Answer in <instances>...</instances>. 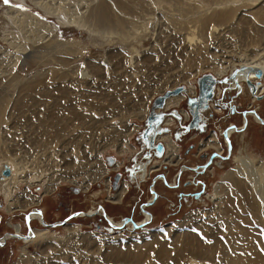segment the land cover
Instances as JSON below:
<instances>
[{"label": "rangeland", "instance_id": "obj_1", "mask_svg": "<svg viewBox=\"0 0 264 264\" xmlns=\"http://www.w3.org/2000/svg\"><path fill=\"white\" fill-rule=\"evenodd\" d=\"M177 2L203 4L195 16L187 15V20L223 7L218 4H233L238 7L232 21L236 27L225 28L214 37L187 49L181 38L184 31L182 33L178 31L181 25L177 21L181 19L177 13H173L176 22L163 27L165 34L160 33V40L156 46L152 35L138 46V51L142 53L141 58L152 55V60L146 63L139 62L136 67L129 68L125 66L124 60L117 58L106 66L101 64V57L106 52L115 50L128 56L131 46L100 47L93 44L87 32L75 27H62L57 19L47 17L34 7L31 0H10L7 5L0 0V111H2L0 157L10 154L26 160L28 173L38 177L28 187L20 185L13 196L20 201L27 189L41 200L43 186L48 183L46 176L70 174L67 176L69 180L58 182L59 185L52 197H43V202L34 205L35 207L15 208L9 212L6 198L0 190V240L3 237H11L0 246V264H17L21 255L25 259L19 264H134L131 261H122L117 256L131 255L147 243L153 246V250L146 256L144 264H186L179 260L173 245L177 241L183 242L188 235L195 237L202 244H213L218 240L222 246L221 252L225 248L230 249L228 238L231 228L226 226L225 218L228 219L227 222L237 224L243 231V234L235 231V237L238 236L235 242L237 241L240 246L246 244L248 247L249 244L253 251L264 253V219L261 220L259 216L244 211L238 205V199L236 201V194L231 192V187L224 181V177L239 166L234 158L239 156L240 151H243L242 155L250 156L254 160L257 170H264V125L254 123V119L249 118L248 128L243 136L245 143H242L238 136L231 138V152L228 155L225 152L228 147L221 135L222 130L225 131L223 128L226 124L242 127L244 117L239 114L231 116L223 109L221 103L219 105L214 103L218 107L217 111L209 104L208 110L202 114V121L205 124L203 129L186 133L182 132L181 128L174 131L175 124L170 128L171 131L167 135L171 136L177 148L175 156L171 158L173 164L166 162V150L161 158L151 156V160H143L142 155L146 149L141 133L146 128V119L157 96L178 86L185 89L197 86L196 81L202 75L214 74L218 78L213 70L216 66L230 67L232 64H238L245 53H255L264 49V46L254 45L259 42L257 40L259 38L256 39L257 32L264 30V21L251 12L255 7L264 14V0L235 2L177 0ZM253 3L255 6H252ZM12 8L33 13L50 24L60 44H65L64 47L69 45L66 47L67 50L72 46V50L65 52L64 49L62 52L57 50L56 44L54 47L53 43L48 44L51 41V36H48L39 43L40 47L29 45L28 52L23 54L16 51L10 46L6 33L19 35L15 29L9 28L12 26L8 23L10 21L7 18V11ZM158 15L165 16L163 12H158ZM153 28L155 30L156 25ZM75 41L79 43H72ZM259 43L264 45V41ZM36 48H40L37 53ZM155 48L157 50H154ZM12 54L21 56L16 65L11 64ZM57 59L65 63L57 62ZM231 59L235 62L232 63ZM86 61L89 64L99 63V67H104L98 78L84 80L76 74L78 68L85 65ZM35 78L40 80V84L34 86L31 92L23 91V84ZM246 95L236 99V104L241 105L238 108L257 111L264 117V99L253 101V96L249 93ZM182 96L180 105L174 109L187 112L188 100L199 95L194 96L188 92ZM144 106L145 118L139 114ZM173 107L175 105L171 106ZM219 108L221 112H218ZM47 117H51L52 120L47 122ZM54 118L56 120L58 118L57 122L61 123V128L55 124ZM51 121L52 128L49 127L52 125ZM66 125L68 126L65 127ZM61 129L68 131V135L61 136L63 135L59 133ZM127 130L135 132L126 137ZM213 132L218 134L221 147L225 146L222 158L218 156L213 158L206 172H196L192 169L200 168L205 161L210 160L211 158H208L210 153L219 154L215 149H200ZM160 137L159 140L165 141ZM246 144L249 150L245 148ZM153 153L150 151L151 155ZM109 157L113 159V163H109ZM141 161L146 163L144 173L154 167L153 171H150V177L148 175L136 177L141 169L137 167H141L143 163L135 165V162L137 164ZM132 165H135L132 176L134 179L128 178L125 173L126 168ZM102 168H106L105 173L96 178L94 171L97 170L99 173ZM184 169L186 171H183ZM5 175L11 176V172L7 171ZM160 176H165L166 181L160 180ZM107 181L111 184L110 191L107 190ZM124 183L127 186V193L120 204H114L110 198H115L116 195L111 196L116 194L120 185H125ZM216 185H223V190L225 188L228 192L226 194H230L234 199L230 216L225 218H220L219 214L213 212L216 205L209 199ZM153 196H157L155 202L143 209L151 215V221L136 229L130 224L114 230L107 225L102 216L81 215L66 221L63 226H48L59 224L72 213H91L98 205L116 222L129 218L135 224H139L145 218L142 208ZM32 209L42 211L47 226H44L41 220L30 222V226L33 230H47L48 238L32 237V242L24 243L23 239L12 237L11 234H16L14 225L21 228V235L29 233L24 216L30 215ZM66 226L75 228L76 231L71 235ZM244 230L248 235H245L246 237ZM82 235L91 236L95 241L87 244L82 241ZM69 236L70 239L61 244L60 241ZM160 243L169 248L170 254L166 261L157 256ZM222 259V253H218V256L209 263L221 264Z\"/></svg>", "mask_w": 264, "mask_h": 264}, {"label": "bare ground", "instance_id": "obj_2", "mask_svg": "<svg viewBox=\"0 0 264 264\" xmlns=\"http://www.w3.org/2000/svg\"><path fill=\"white\" fill-rule=\"evenodd\" d=\"M235 1L237 0H231V2H235ZM31 2L34 5V7L42 11L43 14L46 15L47 17L57 19L62 27H69V28L75 27L78 28V30L87 32L90 40L94 42L93 44H98L100 45V47H107V45L131 46V52L129 53L128 56H125L122 52H117L118 50H115L111 52H106L101 57L102 58L101 64H105L106 66H108L111 63V60L117 58L118 60H124L125 66L126 65L129 66V68L136 67L137 66L136 64H138L139 62L146 63L152 60L151 58L152 55H146L143 56V58H141L142 53L138 51V46L141 45L144 42V40L150 37L151 35L154 38V44L156 46L157 42H159L160 40V36H159L160 33L161 35L164 33L163 27H167L168 23L176 22L174 20L173 13H177L181 19V21H177L180 23L179 25H181L178 31L181 33L182 31H184V34L181 36V38L183 39V42L186 44L188 49L190 46L208 40V38L210 37H214L215 35L219 34L221 31H223L225 28L232 29L234 28V26L236 27L235 23H232V21L234 19V15L238 11V7L236 8L233 4H218L223 7L217 8L214 11L211 10L212 12L209 11L208 13H205L202 16L193 17L194 19L192 20H187L188 19L187 15L195 16L197 14V11L203 7L202 3L198 2L195 3L194 5H190L188 3L180 4L179 2H177V0H31ZM254 4L255 3H253L252 6H255ZM251 10L253 15L264 21V14L260 13V9H256L254 7ZM158 12L159 13L163 12L165 18L162 15H158ZM7 14H8L7 18L10 21L8 23H11L10 25L12 26V27L9 26L8 27L11 29H15L19 33V35H17L16 33L6 32L8 33V38H9L8 42L10 46H12L16 51L21 52V54L28 52L29 45L37 46L39 45L40 42L45 40V37L48 36H51V41L48 44L50 45L53 43L52 44L53 47L56 44L55 48L57 50L61 52L63 51V49L64 52L72 50L71 49L72 46L69 47L67 50L66 47H68L69 45L64 47L65 44L63 43L60 44L61 42L58 40L55 30L50 26V24L43 21L37 15H34L33 13L30 12H21L18 9H14V8L8 10ZM237 22L239 21L237 20ZM154 25H156L155 30L153 28ZM257 35L258 36L256 37V39L259 38L257 40L262 43V41H264V30L258 31ZM14 41H16V43ZM259 42H257L254 45L264 46L261 45ZM72 43L78 44L79 42L76 43L75 41ZM72 43H70V45H72ZM39 49L40 48L38 49L36 48L35 52L37 53ZM154 50L157 49L155 48ZM10 57H12L11 64L14 65H16L21 59V56L17 54H12V56ZM241 57L242 58L238 62V64L237 63L232 64V66L230 67L229 66L221 67L219 65L216 66V69H213L214 73L218 76L219 79L221 77L230 74V72H232L234 69H237L238 67L239 68L243 67V70L239 71V73L236 75L235 80L229 81L226 85L227 86L236 85L237 87L241 88V87H245L246 80H249L252 83L251 86L252 89H254L256 93V95L253 96L254 97L253 99H256V97L264 95V49L260 51H256L255 53L247 52L245 53L244 56ZM143 59L145 61H143ZM56 61L60 63H65V61L61 59H57ZM234 62L235 61H233L232 63ZM99 65H100L99 63L97 65L93 63L89 64L88 61H86L85 65L78 68L76 74L81 76V78L84 80H91V78L94 77L98 78L99 73L101 74V69L102 70L104 69V67L101 68L99 67ZM256 68L261 70L262 72L261 77H256L253 71ZM39 81L40 80H38V78H35V80L33 79L28 80L27 82H25V84H23L22 90L25 92L30 91L32 88H34V86L40 84ZM213 87L214 88L216 87V83L213 85ZM192 90H193V94H195L196 92L194 90V87H189L188 89L186 88L181 93L167 98L164 102L163 110L170 109L171 106L173 105H175V107H178L180 105L179 102L182 101L183 99L182 94L183 93L186 94ZM179 95L182 97H180ZM197 98L198 97H196L195 99ZM206 103L208 107L209 104L210 105L212 104L211 105L212 107L214 106L215 108H218L214 105V102L212 100H209ZM20 106H22V104ZM145 109L146 106H144L139 112V114L143 118H145L146 116ZM198 111H199V116H201L200 119L203 120L201 112L204 110L199 107ZM183 112L185 111L182 110L180 113L182 116H184ZM255 113L256 114L254 115L253 118L254 123H258V124L264 123L262 117L257 114V111H255ZM245 115L246 116H244L243 119L248 122L247 116L249 115L247 113ZM50 120H52L51 117L50 118L47 117V122H49ZM57 120L55 119L56 123L55 122L54 123L58 124V128H61L62 127L61 123L57 122ZM166 120L168 119L167 118L165 119L164 121L165 124H166ZM184 121H185V116H184ZM0 123H2V113L0 114ZM52 126H53V122L52 125H50L49 127L52 128ZM67 126L68 125H66L65 127ZM243 130L244 129H240L236 126L233 127L228 126L225 129V131L222 132L221 135L224 137L228 145V143L231 144L230 140L233 137V135L235 133L236 134L240 133V131ZM133 132L135 131L127 130V134L125 133L126 134L125 136L126 137L128 135L130 136L133 134ZM59 133H63V135L61 134V136L68 135V131L64 129H61ZM244 134L245 133L241 132V135H239L242 143H245L243 138ZM148 135H150V132L148 133ZM159 136H163V135H159ZM159 136L156 137V140H158ZM1 140L2 137L0 134V142ZM57 140L58 139H56V141ZM217 141H218V137H213L212 141H207L206 147L211 148L213 150L215 149L219 153H223L222 149L218 144L217 145L213 144L214 142ZM161 142H164L163 144L166 150L167 141L165 140ZM169 148L171 149V151H168L167 155H172L173 153H175L176 150L175 145L169 146ZM245 148L249 150V146L247 144ZM242 154L243 151H240L239 156H236L234 158L235 161L238 162L239 166L236 167L233 170V172L227 174L224 177V181L228 183L229 187H231L232 189L231 192H234V194H236L237 197L236 201L238 199V205L244 211L250 212L253 215H256L257 217L259 216L258 218L263 220L264 219V170H257V166L255 165L254 160L250 156L247 155L244 156ZM217 156L222 158L220 155H215V157ZM171 158H173V156L168 159V162L173 164L174 161L171 160ZM25 161H23L19 157L10 154L0 157V190L2 191L4 197L6 198L9 212L15 208H26V207L28 208V206H34V205L37 206L41 204L44 198H47L49 196L52 197L55 194L56 188L59 185L58 183L59 181L69 180L67 176H69L70 174H64V175L60 174L61 176H54V175L46 176L45 178L48 180V183L43 186L44 188L42 194V198L44 197L43 199L42 198L41 200L37 199L34 194L30 193L26 189L24 192L25 193L24 198H22V200L20 201H17L15 199L16 196H13V193L18 190V187L23 184L28 187L32 183H34L33 182L34 179L38 178L36 175H31L28 173L29 170L28 162L25 163ZM109 162H113V160H109ZM209 162L211 163L212 159L207 161V163ZM198 169L201 172H206V168L204 166L197 168L196 170ZM7 171L11 172V176L7 177L5 175V172ZM105 171L106 168H102L99 173L97 172V170H95L94 173L96 178L102 175V173H105ZM145 176L146 175H144V177ZM124 184L125 185H121L120 189L116 192V194L114 193V195L111 196L114 197L116 195L115 198H110L111 202H113L114 204H120L123 201L127 193L126 183ZM222 186L223 185H216L214 187V193L212 196H209V199L213 201L214 204L216 205L215 210L213 212L219 214L221 216L220 218H225L226 216H230V209L233 206L234 199L230 197V194H226L228 192L225 191V188L223 190ZM110 187L111 184L110 182H108L107 183L108 191H110ZM87 188L88 186L86 187V189ZM153 199H156V197L153 196ZM153 199L150 201L152 202ZM147 204L148 202L146 203V205ZM89 214H93V212ZM143 214L145 218L141 223L135 224L134 222H132L133 220H131L130 224L133 226V228L136 229L142 227L143 223L147 224L151 221V215L149 213L143 211ZM107 217L115 225H121L122 223V221L120 222L114 221L108 215ZM35 220H41V222L43 221L42 224L44 226L46 225L42 215L39 216L37 212H31V214L29 215V226H30V222ZM227 220L228 219L226 218L224 219V221L227 223L226 226L231 228L229 231V238H228L230 242L229 243L230 249L225 248V250L221 252L220 248L222 246L220 245L218 240H216L217 242L213 244H207V243L202 244L201 242H198V240L195 237L188 235L186 236L183 242L180 243V241H177L173 245V249L176 251L179 260L186 262V264H210L209 261L210 262L213 261L218 256V253H222L223 259L221 264H264V253H260V251L259 252L253 251L250 248L251 245L249 244L247 247L246 244L240 246L237 241H236L237 243L235 242L236 237L238 238V236L235 237V231L236 232L239 231V234H243V231L239 227H237L238 226L237 224L235 225L233 223H230V221L227 222ZM13 227L16 231V234L14 235L24 236L21 235V228L19 226L14 225ZM66 227L71 235L73 232L76 231L75 228H69V226ZM46 231L47 230H43V231L33 230V228L30 226V230H28L29 233L27 234L28 238H24L23 242L24 243L32 242L33 241L32 237L35 239L36 238L47 239L48 237ZM245 235L247 234L245 233L244 230V236ZM240 236L241 235H239V237ZM7 238H11V237L10 236L4 237V239L0 240V244L3 245ZM68 239H70V236L65 240H61L60 241L61 244H63L62 242H65ZM82 241L88 244L91 242L93 243L95 240H92L91 236L86 237L82 235ZM150 245L151 244L147 243L143 246H140L141 248L137 250V252L133 254L130 252L131 255L118 253L119 255L117 257L121 258L122 261L123 260L131 261L134 264H144L143 261L145 262V258H147L146 256L149 255L148 253L153 250L152 249L153 246ZM169 254H170L169 248L164 244L160 243L157 251V256L162 261H166L169 257ZM253 255L254 258H252ZM24 259H23V255H21L17 264H19V262H22Z\"/></svg>", "mask_w": 264, "mask_h": 264}, {"label": "water", "instance_id": "obj_3", "mask_svg": "<svg viewBox=\"0 0 264 264\" xmlns=\"http://www.w3.org/2000/svg\"><path fill=\"white\" fill-rule=\"evenodd\" d=\"M243 67H238L237 69H234L232 72H230V74H228L227 76H224L221 79H218L216 76L214 75H202L200 78L197 79L196 84L198 87V98L195 99V97H193L192 99L188 100L187 103V112L189 115V119H185L184 121V116H182L180 113L181 111L175 110L173 108L170 109H164L163 110V105L164 102L167 98L177 95L179 93H181L182 91L185 90V88L183 86H178L175 87L171 90H167L165 91L163 94L157 96L152 104L151 107V111L146 119V128L144 129V131L141 133V139L143 141V145L144 148L146 149L145 151V155L149 156L150 155V151H153L154 153V157L157 158H161L165 152V146L163 144V142L156 140V137L159 135H163V134H167L170 130V128H172V126L174 125H165L164 121L165 119H172L175 122V125L173 128H175L174 131L176 130H183L184 132H188L189 129L193 128V127H197L201 124H204L203 121L200 119L201 116H199V111L198 108H202L204 111H206V109H208V105H207V101L212 100L213 98V85L216 83L221 84H227L229 81H234L236 75L239 73V71H242ZM256 77H261V70L260 69H254L253 70ZM237 84V83H236ZM252 83L249 80H246V88L248 93L251 96H255L256 93L254 91V89H252ZM250 88V90H249ZM264 99V95L258 96L256 97V101H260ZM159 110V111H158ZM167 110V111H165ZM250 113L252 114H256L255 111H251ZM244 117V115H243ZM173 131V133H174ZM150 132V135H148V133ZM173 137H175V135L173 134ZM176 138V137H175ZM228 148H227V152L228 155L231 152V144L228 143ZM215 157L214 152H212V156L211 159H213ZM109 160H113L110 157L108 158ZM107 161V162H108ZM110 163V162H109ZM113 163V162H111ZM209 164L206 163L205 165H203L205 168H207ZM192 170H196V169H192ZM196 172H198V170H196ZM119 176V175H118ZM101 213V216L103 217V219L106 221L107 225L114 229V230H119L124 228L125 225H127L128 222H131V219L126 218L124 219V221L121 223V225H115L111 220L108 219L107 215L105 214L103 208L98 205L97 206V212ZM31 212H37V214L40 216L42 215L41 211L36 209H32L30 211ZM29 213V214H30ZM78 213H72L70 214L64 221L60 222L59 224H51L48 225L50 227H55L56 225H64L66 223V221L72 219V218H76ZM81 216L84 217H91L92 214L86 213V212H81L79 213ZM24 220H25V224H26V228H27V232L28 230H30V226H29V215H25L24 216ZM145 223H143L142 226H144ZM47 226V225H45ZM12 236V234H11ZM12 237H16L18 239H24V238H28V235H24V236H17L14 235ZM4 239V237L2 238ZM0 246H2V244H0Z\"/></svg>", "mask_w": 264, "mask_h": 264}, {"label": "flooded vegetation", "instance_id": "obj_4", "mask_svg": "<svg viewBox=\"0 0 264 264\" xmlns=\"http://www.w3.org/2000/svg\"><path fill=\"white\" fill-rule=\"evenodd\" d=\"M221 78H223V77H221ZM221 78H219V79H221ZM218 84V83H217ZM216 84V85H217ZM229 86V87H228ZM226 85V84H224V83H221V84H218V86H217V88L215 89V88H213V99H212V101L216 104L217 103V105H219L220 103L222 104V107H223V109H225L231 116H235L236 114H239L242 118H243V115L244 116H246L245 114L247 113L249 116H247V119H248V122L246 121V120H242V127H240V126H236V125H234V124H226V126L223 128V129H226L228 126H236V127H238V128H240V129H244L243 131H240V133H235L234 135H233V137H235V136H237L238 135V137H240L239 136V134H241V132H244L245 133V131L247 130V128H248V123H249V118L250 117H252V119L254 118V115L255 114H252V113H250L249 114V112H251L249 109L248 110H245L244 108H242V109H239L238 107L240 106L241 107V105L239 104V105H237L236 103V99H238V98H240L241 99V97H243V96H245L246 95V93H248V91H247V89L245 88V87H241V88H239V87H237L236 85ZM194 87V90H195V94H194V96H197L198 95V87L197 86H193ZM190 93H193V90L192 91H189ZM246 92V93H245ZM215 96H218V97H215ZM247 96V95H246ZM249 96V95H248ZM217 98V99H216ZM254 97H252V100L253 101H255L256 99H253ZM185 99V98H184ZM181 103V102H180ZM179 103V104H180ZM212 105V104H211ZM213 108L217 111V108H215L214 106H213ZM220 109V108H219ZM208 109H206V111H207ZM206 111H204V112H201L202 114L203 113H205ZM218 112H221V109L220 110H218ZM257 114L259 115V116H261L258 112H257ZM183 115L185 116V119H189V115L187 114V112H183ZM251 115V116H250ZM253 115V116H252ZM262 117V116H261ZM262 120H263V122H264V117H262ZM189 121H190V119H189ZM203 123H204V121H203ZM173 124H175V122L172 120V119H168V120H166V125H173ZM264 123H260V125H263ZM205 126V124H201V125H199V126H197V127H193V128H191V129H189V131L188 132H190V131H199V130H201V129H203V127ZM222 131H224V130H222ZM229 131V130H228ZM182 132H184L183 130H182ZM187 132V133H188ZM160 137V136H159ZM171 136H169V135H165V136H163V137H160L161 139H164V140H166L167 141V147H166V154L165 155H167V153H168V151H171V149L169 148V146H172V145H175V143L171 140L172 138H170ZM213 137H218V134L217 133H212L211 134V136L209 137V139L208 140H206L205 141V143H204V145L200 148L201 150H208L209 148L208 147H206V143H207V141H212L213 140ZM232 137V138H233ZM159 140V139H158ZM160 141V140H159ZM162 141V140H161ZM225 142H226V140H225ZM213 144H215V145H219L220 146V148L222 149V152L224 151V147L225 146H222L221 147V144H220V140L218 139V141L217 142H214ZM223 145V144H222ZM226 145H227V142H226ZM176 147V146H175ZM227 147H228V145H227ZM199 149V150H200ZM175 152H176V150H175ZM227 154H228V152H227V150L225 151ZM222 154L223 153H219V154H217V155H220V156H222ZM210 156L208 157L209 159L211 158V156H212V153H210L209 154ZM154 157V154L153 155H149V156H146L145 155V151H144V153H143V155H142V157H143V160H145V161H147V160H151V158L152 157ZM174 157L175 155H174V153L172 154V155H167V161L166 162H168V159L170 158V157ZM215 158V157H214ZM164 160V159H163ZM141 163H143V165L141 166V167H137V169L139 168H141L140 169V173H138L137 175H136V177H140V178H142V175L144 176V175H148V177H150V171H153L152 169L154 168H152L148 173H144L143 171H144V169H145V167H146V163L144 162V161H141V162H139V163H137L136 164V162H135V165H139V164H141ZM169 163V162H168ZM207 162L205 161V163L203 164V165H205ZM208 164H210V162L208 163ZM134 165V166H135ZM134 166L132 165V167H129V168H126V175H127V177L128 178H131V179H134L132 176H134L133 175V168H134ZM195 169H197V168H195ZM157 170V169H156ZM142 171V172H141ZM183 171H186V169H184ZM198 171H200L199 169H198ZM200 173H201V171H200ZM135 174V173H134ZM161 178H160V180H164V181H166V178H165V176H160ZM121 186V185H120ZM120 189V188H119ZM118 189V190H119ZM156 198H157V196H156ZM153 198H150V200H152ZM148 201V204L146 205H144L143 206V208H142V211H143V209H146L150 204H153L155 201H154V199H153V201L151 202V201ZM94 209V211H93V214H92V216L91 217H94V216H101V213H100V211L99 212H97V207H95V208H93ZM41 213H42V211H41ZM27 214V213H26ZM43 219L45 218V216H44V214H43ZM122 221H124V220H122ZM125 226H130V223H128V225H125Z\"/></svg>", "mask_w": 264, "mask_h": 264}, {"label": "snow or ice", "instance_id": "obj_5", "mask_svg": "<svg viewBox=\"0 0 264 264\" xmlns=\"http://www.w3.org/2000/svg\"><path fill=\"white\" fill-rule=\"evenodd\" d=\"M9 2H10V0H3V3L6 5L9 4ZM77 215H80V214L78 213Z\"/></svg>", "mask_w": 264, "mask_h": 264}, {"label": "crops", "instance_id": "obj_6", "mask_svg": "<svg viewBox=\"0 0 264 264\" xmlns=\"http://www.w3.org/2000/svg\"><path fill=\"white\" fill-rule=\"evenodd\" d=\"M177 149V148H176Z\"/></svg>", "mask_w": 264, "mask_h": 264}]
</instances>
